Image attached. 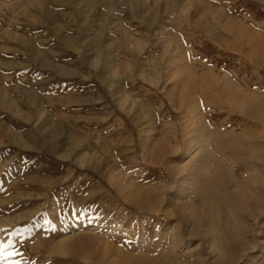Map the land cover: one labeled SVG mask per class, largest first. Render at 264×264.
Returning a JSON list of instances; mask_svg holds the SVG:
<instances>
[{
    "label": "rangeland",
    "instance_id": "obj_1",
    "mask_svg": "<svg viewBox=\"0 0 264 264\" xmlns=\"http://www.w3.org/2000/svg\"><path fill=\"white\" fill-rule=\"evenodd\" d=\"M0 264H264V0H0Z\"/></svg>",
    "mask_w": 264,
    "mask_h": 264
},
{
    "label": "bare ground",
    "instance_id": "obj_2",
    "mask_svg": "<svg viewBox=\"0 0 264 264\" xmlns=\"http://www.w3.org/2000/svg\"><path fill=\"white\" fill-rule=\"evenodd\" d=\"M236 35V34H235ZM237 37V36H236ZM252 41H254V40H252ZM243 43H244V41H243ZM248 44V43H247ZM250 45H251V43H250ZM229 46V45H228ZM252 50V49H251ZM253 50H254V48H253ZM236 51V50H235ZM239 51V50H238ZM256 51H257V49H256ZM237 52V51H236ZM259 53V52H258ZM254 54V53H253ZM251 55V54H250ZM253 61V60H252ZM242 79V78H241ZM244 80V79H243ZM242 80V81H243ZM222 83V80L221 79H219L218 77H215L214 78V83L213 84H215V86H216V90H215V92H214V97H215V99H216V101H215V103H216V105L215 104H207V103H205L206 104V106L208 107V108H211V109H213V110H216V109H218V107L220 106V107H223V105H222V103H224L223 101H226L227 103H228V105L229 106H231V107H235V108H239L240 106H244L245 105V107H246V104L247 105H250L249 106V108L247 109L246 108V110L245 109H242V110H239V109H236V110H238L239 112H237V114L239 113V115L241 116V117H243V119H244V121H246V123H251V124H257V123H262L263 122V120H262V118H261V116L259 115V113L258 112H260V111H262V107H263V105H262V107L260 106L262 103H260V105L258 106V107H256V106H254V105H252L251 103H249L248 101H247V99H245L244 97H245V91L243 90H237V89H239V88H233L235 91V94H234V97H233V95L232 94H230V92L228 93V92H226L225 90H223V89H219V85ZM244 83V82H243ZM223 84V83H222ZM223 86V85H222ZM221 87V86H220ZM224 87V86H223ZM231 89V88H230ZM229 89V90H230ZM241 89V88H240ZM227 90V89H226ZM232 91V90H231ZM247 98V97H246ZM250 98V97H249ZM218 103V104H217ZM204 105V104H203ZM227 105V106H228ZM256 105H258V104H256ZM203 107V106H202ZM205 107V106H204ZM207 108V109H208ZM221 110V109H220ZM217 111V110H216ZM219 111V110H218ZM224 111H226L225 109H224ZM233 111V110H232ZM236 114V115H237ZM224 119H226V118H224ZM219 120V119H218ZM227 120V119H226ZM226 120H225V122H226ZM223 121L224 120H220V123H222V124H224L223 123ZM219 124V123H218ZM221 124V126H223ZM254 124V125H255ZM249 125V124H248ZM259 126V125H258ZM220 127V126H219ZM229 127V126H228ZM230 128V127H229ZM218 129V128H217ZM219 130V129H218ZM221 130V129H220ZM223 131V130H222ZM222 136H224L223 134H222ZM226 137V136H225ZM231 137V136H230ZM243 137V136H242ZM230 139V138H229ZM226 140H228V139H226ZM217 141V140H216ZM231 142V141H230ZM216 146H217V148H218V150L219 151H221L223 154H228V153H230V155H231V152L235 149V145L233 144V143H229L228 141H225V140H222V139H218V141L216 142ZM248 146V145H247ZM237 147V146H236ZM233 153V152H232ZM250 156H251V154H250ZM251 158V157H250ZM52 252V251H51ZM51 252H50V254H51ZM152 263V262H151Z\"/></svg>",
    "mask_w": 264,
    "mask_h": 264
}]
</instances>
